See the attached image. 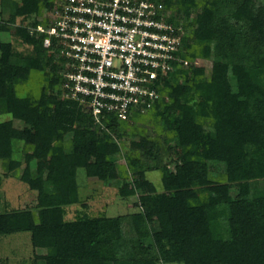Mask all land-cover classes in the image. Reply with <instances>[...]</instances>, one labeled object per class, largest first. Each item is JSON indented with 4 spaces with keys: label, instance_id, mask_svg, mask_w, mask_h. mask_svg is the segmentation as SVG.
Here are the masks:
<instances>
[{
    "label": "trees",
    "instance_id": "1",
    "mask_svg": "<svg viewBox=\"0 0 264 264\" xmlns=\"http://www.w3.org/2000/svg\"><path fill=\"white\" fill-rule=\"evenodd\" d=\"M54 1L0 0V163L35 193L0 211V237L29 233L34 251H53L30 264H264V0H146L182 27L191 63L159 81L143 113L105 114L104 128L64 97L61 49L36 31ZM113 135L130 139L125 163ZM79 170L137 196L148 238L134 232L136 215L89 216ZM72 205L82 209L66 221Z\"/></svg>",
    "mask_w": 264,
    "mask_h": 264
},
{
    "label": "built area",
    "instance_id": "2",
    "mask_svg": "<svg viewBox=\"0 0 264 264\" xmlns=\"http://www.w3.org/2000/svg\"><path fill=\"white\" fill-rule=\"evenodd\" d=\"M49 13L48 48L55 40L65 61V98L104 128L105 114L128 121L159 99V81L191 62L182 52L183 29L167 20L162 4L146 0H63ZM200 64L198 59L193 61Z\"/></svg>",
    "mask_w": 264,
    "mask_h": 264
},
{
    "label": "rangeland",
    "instance_id": "3",
    "mask_svg": "<svg viewBox=\"0 0 264 264\" xmlns=\"http://www.w3.org/2000/svg\"><path fill=\"white\" fill-rule=\"evenodd\" d=\"M18 1V0H16ZM63 0L54 1V5L61 3ZM167 14V13H166ZM1 40L6 43H12L18 50L27 52L30 48L26 45H21L18 41L15 43L14 39L9 34H2ZM204 65V64H203ZM206 77L210 76V66L206 64ZM6 115H0V122L6 120ZM120 145L122 150L123 162L124 155L129 151L128 138L118 139L117 136H112ZM15 147V158L20 159L22 156V143L18 142ZM121 164V162H119ZM115 176L119 177L120 173L115 170ZM147 178L153 183L158 184L160 175L158 172H151L147 174ZM0 211L20 209L23 205H32L35 201V193L30 191L28 187L23 184L18 178L5 177L4 169L0 163ZM77 180L79 184V194L81 199L87 203L85 211L91 217L103 214L108 217L115 216H130L136 215L132 219L134 232L136 235L148 238L149 230L145 227L144 222L137 217L140 212L137 196L122 198L118 195L115 187L107 186L95 179H90L85 176L83 170L77 172ZM82 208L80 205H72L67 208L65 216L66 221H72L77 216V211ZM128 224V223H127ZM127 224L126 227H127ZM53 254L52 250L34 251L29 233H18L9 236L0 237V258L7 257L10 264H30L34 258L43 262L44 258Z\"/></svg>",
    "mask_w": 264,
    "mask_h": 264
}]
</instances>
